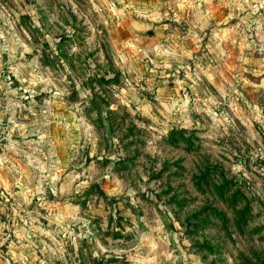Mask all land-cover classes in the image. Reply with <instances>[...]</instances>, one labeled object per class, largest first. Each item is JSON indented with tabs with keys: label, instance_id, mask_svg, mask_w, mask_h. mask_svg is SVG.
I'll return each instance as SVG.
<instances>
[{
	"label": "rangeland",
	"instance_id": "obj_1",
	"mask_svg": "<svg viewBox=\"0 0 264 264\" xmlns=\"http://www.w3.org/2000/svg\"><path fill=\"white\" fill-rule=\"evenodd\" d=\"M0 58V264H264V0H0Z\"/></svg>",
	"mask_w": 264,
	"mask_h": 264
},
{
	"label": "crops",
	"instance_id": "obj_2",
	"mask_svg": "<svg viewBox=\"0 0 264 264\" xmlns=\"http://www.w3.org/2000/svg\"><path fill=\"white\" fill-rule=\"evenodd\" d=\"M6 45H7V46H9V44H8V43H7ZM0 63H2V59H1V58H0ZM0 111H1V108H0Z\"/></svg>",
	"mask_w": 264,
	"mask_h": 264
}]
</instances>
